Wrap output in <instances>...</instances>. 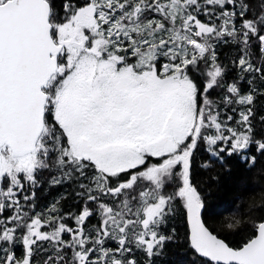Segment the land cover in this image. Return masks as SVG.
<instances>
[{
  "label": "snow or ice",
  "instance_id": "1",
  "mask_svg": "<svg viewBox=\"0 0 264 264\" xmlns=\"http://www.w3.org/2000/svg\"><path fill=\"white\" fill-rule=\"evenodd\" d=\"M258 156L264 0H0V264H264L192 178Z\"/></svg>",
  "mask_w": 264,
  "mask_h": 264
},
{
  "label": "trees",
  "instance_id": "2",
  "mask_svg": "<svg viewBox=\"0 0 264 264\" xmlns=\"http://www.w3.org/2000/svg\"><path fill=\"white\" fill-rule=\"evenodd\" d=\"M230 49L224 47L221 56L229 53ZM230 62V61H229ZM231 171L225 169L220 164H215L211 169L204 171L193 166V181L200 185L206 194V211L203 219L215 230L222 222L226 223L231 216L240 214L249 207L250 204H259L264 201V156H258L255 165L245 170L244 166L238 164L235 159L229 161ZM216 179L213 180L212 176ZM62 191L55 187L45 192L43 188L37 191L41 204H47L53 197ZM210 195H207L209 193ZM257 214H264V208L258 209ZM94 222V221H93ZM179 225V221H177ZM184 231L183 228L180 229ZM228 240H239V235L228 236ZM184 252L181 255V252ZM175 257L176 264L184 260L185 264L193 258L191 251L182 250L178 245L169 248V257Z\"/></svg>",
  "mask_w": 264,
  "mask_h": 264
}]
</instances>
